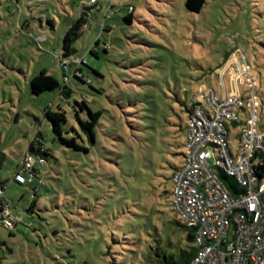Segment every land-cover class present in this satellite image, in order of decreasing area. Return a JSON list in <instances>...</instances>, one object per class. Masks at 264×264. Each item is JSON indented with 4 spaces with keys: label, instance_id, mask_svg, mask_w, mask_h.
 <instances>
[{
    "label": "rangeland",
    "instance_id": "obj_1",
    "mask_svg": "<svg viewBox=\"0 0 264 264\" xmlns=\"http://www.w3.org/2000/svg\"><path fill=\"white\" fill-rule=\"evenodd\" d=\"M89 2L0 0V180L13 223L0 225V264H144L157 239L163 248L180 239L171 176L182 163L186 108L202 90L220 94L221 81L230 92L228 57L247 62L264 124V0H207L198 13L183 0H97L72 42V57H85L84 82L69 79L66 100L60 89L32 95L41 71L64 86L57 56ZM96 39L97 58L88 53ZM237 88L245 107L246 77ZM82 100L100 113L93 144L75 119V111L87 119ZM47 109L64 113L63 137L86 152L58 140ZM227 128L234 152L242 124ZM37 134L48 156L34 198L12 178Z\"/></svg>",
    "mask_w": 264,
    "mask_h": 264
},
{
    "label": "built area",
    "instance_id": "obj_2",
    "mask_svg": "<svg viewBox=\"0 0 264 264\" xmlns=\"http://www.w3.org/2000/svg\"><path fill=\"white\" fill-rule=\"evenodd\" d=\"M67 63L61 62L63 69ZM223 71H230V92L222 81L220 94L212 87L202 90L187 116L182 163L171 176V205L178 221L194 231L197 251L190 264H264V175L255 173L262 165L264 124L258 125L256 86L242 57L226 59ZM245 77L251 95L244 107L237 84ZM239 112L246 121L239 120ZM228 123L242 124L234 152ZM43 164L42 157L25 154L13 181L28 185L32 170ZM223 176L235 186L228 189ZM6 186L0 185V223L10 229L13 223L3 200Z\"/></svg>",
    "mask_w": 264,
    "mask_h": 264
},
{
    "label": "trees",
    "instance_id": "obj_3",
    "mask_svg": "<svg viewBox=\"0 0 264 264\" xmlns=\"http://www.w3.org/2000/svg\"><path fill=\"white\" fill-rule=\"evenodd\" d=\"M207 0H183V5L186 11L190 13H198ZM97 0H94L92 3L89 2V7L83 8V13L76 19V21L68 28L65 36L62 40V55L57 56V60L62 71V78L64 86L60 88L59 83L52 76L48 75L45 71H41L39 74L33 76L29 82V89L32 95L38 96L43 92L54 91L60 89L59 97L66 100L71 91L66 87V84L69 79H76L77 81L84 82V76L82 72V67L86 66L85 57H72L75 53V50L72 47V42L80 35L81 28L87 24V16L91 12L92 8H95ZM99 9V8H98ZM105 28L102 27V31ZM99 40L96 39L94 45L88 49V53L95 58L98 57V47ZM102 51L107 50L106 45L103 44L101 47ZM80 59V63L76 64L75 60ZM68 61L66 64V69H63L61 62ZM66 78V81L64 80ZM79 108H85L87 112V119L82 120L77 111H75V119L77 120L82 133L85 135L89 144H93L95 141V126L97 125L98 119L100 117L99 112H92L86 105V101L82 100L80 104L77 103ZM194 105V104H193ZM193 106L186 108L188 115L191 113ZM187 115V116H188ZM44 116L47 119V122L52 130L58 136V140L68 148H71L75 151H84L87 149L78 145L75 138L71 137L69 139L63 137V128L62 125L65 124V115L63 112H52L47 109L44 112ZM25 154H30L34 157H42L44 163L46 157L48 156V151L40 142V135L37 134L35 139L30 142L28 149ZM260 159L262 160V165L256 170V175L258 178H262L264 175V151L260 154ZM44 165V164H43ZM42 165V166H43ZM40 166V167H42ZM19 168V167H18ZM33 180L28 186L31 189L32 196L35 198L38 194L40 187L43 185L41 178L39 177V172L37 167H35L32 172ZM223 180H227V177H221ZM13 181V178H12ZM14 182V181H13ZM16 183V182H14ZM6 184L5 181L0 180V185ZM18 184V183H16ZM225 184V183H224ZM19 185V184H18ZM226 185V184H225ZM227 186V185H226ZM233 186L228 184V189H231ZM4 200V198H3ZM5 201V200H4ZM35 199L31 202L30 207L32 208L35 205ZM6 202V201H5ZM178 226L184 231V234L177 241L171 242L168 241L166 246L163 248L160 244V239H157L156 247H150L144 254V264H190L194 256L196 255L197 248L194 245V231L191 228H187L178 221ZM0 225H2L0 223Z\"/></svg>",
    "mask_w": 264,
    "mask_h": 264
},
{
    "label": "crops",
    "instance_id": "obj_4",
    "mask_svg": "<svg viewBox=\"0 0 264 264\" xmlns=\"http://www.w3.org/2000/svg\"><path fill=\"white\" fill-rule=\"evenodd\" d=\"M228 58H229V57H228ZM228 58H227V59H228Z\"/></svg>",
    "mask_w": 264,
    "mask_h": 264
}]
</instances>
